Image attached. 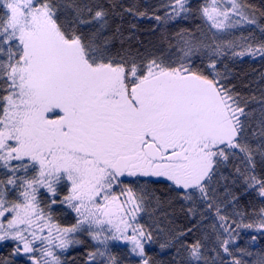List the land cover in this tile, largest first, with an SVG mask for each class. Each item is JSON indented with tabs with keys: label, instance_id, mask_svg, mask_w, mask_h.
I'll use <instances>...</instances> for the list:
<instances>
[{
	"label": "snow or ice",
	"instance_id": "1",
	"mask_svg": "<svg viewBox=\"0 0 264 264\" xmlns=\"http://www.w3.org/2000/svg\"><path fill=\"white\" fill-rule=\"evenodd\" d=\"M264 7L0 0V264H264Z\"/></svg>",
	"mask_w": 264,
	"mask_h": 264
},
{
	"label": "trees",
	"instance_id": "2",
	"mask_svg": "<svg viewBox=\"0 0 264 264\" xmlns=\"http://www.w3.org/2000/svg\"><path fill=\"white\" fill-rule=\"evenodd\" d=\"M249 2L257 7H264V0H249ZM243 70L249 72L254 77L259 72H264V65L260 63L245 64Z\"/></svg>",
	"mask_w": 264,
	"mask_h": 264
}]
</instances>
